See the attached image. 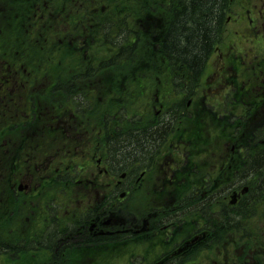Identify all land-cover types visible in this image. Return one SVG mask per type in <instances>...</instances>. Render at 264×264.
Listing matches in <instances>:
<instances>
[{
    "label": "flooded vegetation",
    "instance_id": "obj_1",
    "mask_svg": "<svg viewBox=\"0 0 264 264\" xmlns=\"http://www.w3.org/2000/svg\"><path fill=\"white\" fill-rule=\"evenodd\" d=\"M67 2L0 0V25L24 30L12 45L0 30V200L7 235L23 237L5 250L34 264H264V183H247L264 159V54L220 44L194 72L168 53L177 5L141 7L139 27L133 5ZM142 30L154 54L137 53ZM210 202H226L224 239Z\"/></svg>",
    "mask_w": 264,
    "mask_h": 264
},
{
    "label": "trees",
    "instance_id": "obj_2",
    "mask_svg": "<svg viewBox=\"0 0 264 264\" xmlns=\"http://www.w3.org/2000/svg\"><path fill=\"white\" fill-rule=\"evenodd\" d=\"M226 0H180L177 4L179 10L174 13L173 24L168 36V53L171 58L183 61L187 68L197 72L208 53L212 38L215 36L222 8ZM261 173H256L258 182L264 183V159L257 167ZM256 196L262 195L259 189L255 190ZM226 212V206H222ZM221 212V211H220ZM222 215H226L223 213ZM226 217L217 220L219 239L226 235ZM22 246V240L16 241ZM10 248L5 241H0V250ZM4 252V251H0Z\"/></svg>",
    "mask_w": 264,
    "mask_h": 264
},
{
    "label": "rangeland",
    "instance_id": "obj_3",
    "mask_svg": "<svg viewBox=\"0 0 264 264\" xmlns=\"http://www.w3.org/2000/svg\"><path fill=\"white\" fill-rule=\"evenodd\" d=\"M161 1V0H160ZM135 0H121L119 6L121 5H126V6H130V5H135L134 4ZM228 3V4H227ZM150 2L148 4H146L145 6L149 5ZM248 6H252L253 8L256 6L258 8V13H246V9H248ZM263 10H264V0H226V50L227 49H232V47H235L236 49H239L240 51L246 49V50H250L251 47H253L254 44V40L251 37V34L254 33L255 31H258L260 23L262 22V19H260V17L263 15ZM228 12V14H227ZM263 17V16H262ZM264 21V19H263ZM264 30V29H262ZM108 47L103 45L101 47V53H105V50H107ZM234 50V48H233ZM100 53V52H99ZM236 54V53H235ZM209 60V59H208ZM49 109V108H48ZM223 119H219L220 124L222 123ZM225 123H223L220 126V133H222V135L225 134V131L223 130ZM230 126V125H229ZM226 137H227V129H226ZM32 141V140H30ZM205 163L204 162H198V164H202ZM8 172H1L0 173V182L2 183L6 174ZM257 188V187H256ZM261 192H262V196H264V187L260 188ZM75 193H77V191H75ZM72 197V196H71ZM55 205H57L59 203V199H55ZM61 205H59L58 207H60ZM71 208H77V204L74 200H72V203H70ZM3 209V208H2ZM21 209L19 208L18 211H20ZM63 211V209H62ZM4 212V209H3ZM3 214V213H2ZM14 218H18V221L22 218L23 216L21 215V213H15ZM16 221V220H15ZM13 224L15 225V222H13ZM11 224V225H13ZM22 224V223H21ZM13 225V226H14ZM17 228L19 227V224L16 223ZM12 239V236H9ZM9 237H0V241H6L7 239H9ZM9 243L11 245H13L12 243L16 244V241H9ZM24 252H30V250L28 251H24ZM70 254V253H69ZM69 254L66 255L64 257V254L61 255V259H62V263L61 264H70V260H69ZM30 257H28V256ZM22 256V257H13L12 255H7L6 256H0V264H5V262L7 264H28L29 261L32 260V258L35 260H37L39 258L38 254H27ZM58 257V255H57ZM72 262V260H71Z\"/></svg>",
    "mask_w": 264,
    "mask_h": 264
}]
</instances>
